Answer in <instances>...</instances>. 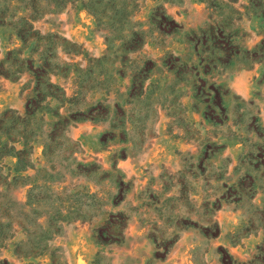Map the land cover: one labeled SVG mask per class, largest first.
<instances>
[{
    "label": "rangeland",
    "instance_id": "374dc122",
    "mask_svg": "<svg viewBox=\"0 0 264 264\" xmlns=\"http://www.w3.org/2000/svg\"><path fill=\"white\" fill-rule=\"evenodd\" d=\"M0 12V264H264V0Z\"/></svg>",
    "mask_w": 264,
    "mask_h": 264
},
{
    "label": "trees",
    "instance_id": "16d2710c",
    "mask_svg": "<svg viewBox=\"0 0 264 264\" xmlns=\"http://www.w3.org/2000/svg\"><path fill=\"white\" fill-rule=\"evenodd\" d=\"M3 16H2V13L0 12V24H2V20H3ZM22 21L24 22L25 25H22V27H20L19 29H17V33H21L23 32L24 30H28L31 28V25L30 23H28L26 20L22 19Z\"/></svg>",
    "mask_w": 264,
    "mask_h": 264
}]
</instances>
